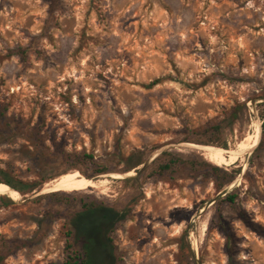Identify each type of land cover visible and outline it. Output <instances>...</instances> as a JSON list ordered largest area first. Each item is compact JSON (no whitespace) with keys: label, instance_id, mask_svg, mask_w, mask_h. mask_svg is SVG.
I'll use <instances>...</instances> for the list:
<instances>
[{"label":"rangeland","instance_id":"rangeland-1","mask_svg":"<svg viewBox=\"0 0 264 264\" xmlns=\"http://www.w3.org/2000/svg\"><path fill=\"white\" fill-rule=\"evenodd\" d=\"M263 117L264 0H0V168L36 184L0 183V264L67 259L56 192L129 210L116 264H264ZM218 123V175L154 173L170 151L207 161L194 139ZM62 158L93 183L44 189Z\"/></svg>","mask_w":264,"mask_h":264},{"label":"trees","instance_id":"trees-1","mask_svg":"<svg viewBox=\"0 0 264 264\" xmlns=\"http://www.w3.org/2000/svg\"><path fill=\"white\" fill-rule=\"evenodd\" d=\"M159 81L160 79H155L146 87L151 88L158 84ZM241 107L245 108L246 105L244 104L239 108ZM233 115H236L235 112L230 115L228 114L227 119L233 117ZM262 120L263 132L259 146L263 148L264 117ZM207 133L208 135L204 137L197 136L198 138L196 137L194 142L207 145L203 147L209 148V150L221 161L226 160L229 157L230 149L225 150L227 145L223 124L218 123L212 125ZM146 156L147 152L145 151H137L130 154L125 160L126 162L122 167V172L126 173L137 168L143 163ZM168 156H170L169 159L160 164L154 173L169 175L171 177L181 176L184 178H196L199 176L209 177L218 175L221 171L218 166L202 158L180 159L172 151L168 153ZM63 159L64 158L60 159L52 166V176L59 177L73 167L85 175L86 178H91L75 162H68ZM104 171L105 169L101 168L99 172L102 174ZM134 181V179L131 180V182ZM0 183L5 184L13 195L31 192L36 187L35 183L23 182L15 178L8 169L4 168H0ZM54 195L58 196L55 198V202L68 227L67 236L71 237L72 241H68L66 244V247L71 249L67 259L62 263L55 262L52 264H116L113 233L118 224L126 219L129 210L121 209L94 196H82L80 198H72L71 200L68 194H59L56 192ZM235 197L236 195L233 193L227 194L224 200L233 202ZM3 204L7 205V202ZM242 221L247 226L253 227V224L244 217H242ZM25 244V241H17L13 246L14 248H23Z\"/></svg>","mask_w":264,"mask_h":264},{"label":"bare ground","instance_id":"bare-ground-1","mask_svg":"<svg viewBox=\"0 0 264 264\" xmlns=\"http://www.w3.org/2000/svg\"><path fill=\"white\" fill-rule=\"evenodd\" d=\"M255 118V117H254ZM252 140L253 146L257 144L259 139V123H252ZM203 151V149H202ZM204 157L211 163L217 166H223L225 161H221L214 154L209 151H203ZM131 172V171H130ZM130 172L126 173V175L130 174ZM85 182L86 184L93 183L90 179H84V177L78 172H66L65 174L60 175L59 177L53 179L51 182H48L44 185V189L52 190L54 188H72L77 186L78 184Z\"/></svg>","mask_w":264,"mask_h":264},{"label":"water","instance_id":"water-1","mask_svg":"<svg viewBox=\"0 0 264 264\" xmlns=\"http://www.w3.org/2000/svg\"><path fill=\"white\" fill-rule=\"evenodd\" d=\"M203 147V146H202ZM202 147H199V150H201L202 151ZM224 149V148H223ZM225 150H228V149H225ZM246 152L244 151L242 154H245ZM241 154V155H242Z\"/></svg>","mask_w":264,"mask_h":264}]
</instances>
